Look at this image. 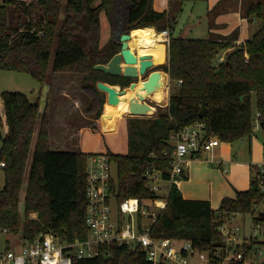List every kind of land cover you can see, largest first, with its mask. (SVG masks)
Instances as JSON below:
<instances>
[{
    "label": "trees",
    "instance_id": "1",
    "mask_svg": "<svg viewBox=\"0 0 264 264\" xmlns=\"http://www.w3.org/2000/svg\"><path fill=\"white\" fill-rule=\"evenodd\" d=\"M174 1L178 4L175 12H157L154 0H4L0 5V71L29 74L42 86L50 83L51 75L78 74L83 77L81 93L89 103L87 114L99 120L106 97L97 83L125 88L132 81L94 70V66L108 64L121 51L124 34L149 27L157 33L168 31L169 61L156 70L167 72L176 89L165 114L129 119L126 155L106 153L117 166L112 191L119 204L139 199L141 206L149 202L158 208L167 201L152 227V237L188 241L196 250L206 251L221 246L217 211L209 201L186 200L176 184L167 196L153 194L146 169L154 163L169 179L171 137L196 122L205 123L210 134L227 143L253 136L256 113L261 114L264 130V1H243L244 18L261 20L263 26L239 46L223 38L174 37L175 15L190 0ZM102 15L111 37L101 47ZM1 99L7 134L0 150V162L5 163L0 230L19 236L23 244L43 233H53L67 243L86 240L87 168L89 158L96 154L51 149L49 102L41 111L39 98L32 102L24 94L5 92ZM263 201L252 176L250 189L237 192L234 199H223L218 211L249 214ZM138 219L144 221L141 214ZM99 250V256L75 259L73 264H151L141 248L111 244Z\"/></svg>",
    "mask_w": 264,
    "mask_h": 264
},
{
    "label": "built area",
    "instance_id": "2",
    "mask_svg": "<svg viewBox=\"0 0 264 264\" xmlns=\"http://www.w3.org/2000/svg\"><path fill=\"white\" fill-rule=\"evenodd\" d=\"M163 35L167 42L169 32L165 31ZM166 89H170L169 81ZM260 117L261 114L256 113L253 132L262 129ZM171 145L169 179L154 163L146 169L147 186L155 195L167 196L171 186L188 168L190 160L212 151L220 145V139L210 134L205 123L196 122L172 135ZM112 164L107 154H96L88 160L85 223L89 232L86 240L67 243L53 233H43L33 241L22 244L18 250L1 253L0 264H73L75 259L99 256L100 247L111 244L130 249L141 248L151 264H190V258L194 257L206 264H264V210L253 218L249 235L240 233L241 227L235 218H244L245 214L228 215L217 211L222 241L221 246L210 250L198 251L188 241L170 238L157 240L152 237V227L167 206V201L158 208L150 204L156 208L152 212L147 211L146 203L141 206L139 199H128L119 204L112 191L111 184L116 181L111 174ZM4 168L5 163L0 162V169ZM253 181L258 192L264 196V154L263 160L255 165ZM113 205H116L115 214ZM259 207H264V201L255 205L252 213ZM139 214L144 218L142 223H139Z\"/></svg>",
    "mask_w": 264,
    "mask_h": 264
},
{
    "label": "rangeland",
    "instance_id": "3",
    "mask_svg": "<svg viewBox=\"0 0 264 264\" xmlns=\"http://www.w3.org/2000/svg\"><path fill=\"white\" fill-rule=\"evenodd\" d=\"M30 2L31 0H23ZM67 0H64L66 3ZM251 4L263 2L264 0H250ZM4 0H0V5L3 4ZM99 2L96 3V5ZM208 5L207 0H197V1H186L182 4L181 11L176 13V23L174 25V37L176 38H191V39H203L208 36V26L204 22L200 25L199 16H204L206 8ZM63 11L61 12V16ZM257 20V19H256ZM101 22L103 25L102 31V44L101 47L106 44L110 39V30L108 28V22L104 15L101 16ZM263 26V21L257 20L253 25L250 26L251 34L257 33L260 28ZM191 32L189 33V31ZM170 38V35L168 39ZM164 42V41H163ZM163 44V43H162ZM168 45V44H167ZM222 57L221 55L215 61L216 64L218 60ZM169 58H165L163 64L167 65ZM156 67H153L148 70H154ZM152 72V71H151ZM165 72V71H164ZM52 76V77H51ZM49 76L50 83L48 85L42 86L38 81H36L31 75L26 73L19 72H10V71H0V125L2 127L4 137L7 134V125L5 121V116L3 113V103L1 95L5 92H18L26 95L32 102L35 101L34 98L41 95L44 97L43 100L47 97V89H52L57 87V85L66 86L70 90L68 99L74 101L70 106L69 102H64L61 99L59 103V109H63L64 113H71L74 115L73 122L77 125V131L81 129V126H90L96 127V129H87L79 133L78 138L75 137L74 140L78 141L79 150L81 153H106L112 152L114 154L126 155L128 152V138L127 130L121 126V131L118 134H114V131H108L107 134H101L103 131L102 124H97V119L92 115L87 114L88 106L84 105L83 108L80 107V103L75 101L73 98L79 97L85 99L81 93V87L83 83V77L78 74H59L58 76L51 75ZM55 76V77H54ZM54 77V78H53ZM53 78V80H52ZM155 78V86L150 92L152 95H160L159 104H164L167 101L166 94V81L167 76L165 73L158 72ZM46 86V87H45ZM113 86V85H112ZM121 88L122 86L119 85ZM57 88L52 90L51 96L49 98V103L54 100V97L57 96L59 90ZM176 89V84L171 82L168 97L171 95L172 91ZM149 102V101H147ZM156 111L157 116L165 114V108L162 106L151 104ZM105 108V106H104ZM45 109V108H44ZM253 110L256 111V99L253 96ZM128 116H120V118L132 117L129 113ZM87 119H85V117ZM153 116V115H151ZM139 118V117H133ZM150 118V117H149ZM69 139V137H67ZM35 143V142H34ZM75 143V142H72ZM2 147V141L0 140V150ZM219 147V148H218ZM34 149V144H33ZM222 150V155L218 157L214 156L215 160L212 159L213 152L216 150ZM33 152V150H32ZM31 152V156H32ZM264 154V131L257 130L254 131V134L251 138H245L240 141L233 143H227L220 141V146H217L212 151L204 152L202 155V161L195 163L192 166V169L195 173L196 178H192V181L186 185V196H194L196 198L205 197L211 200L213 210H218L223 199L230 198L234 196L236 191H247L250 189V178L253 176V170L250 172L249 164L259 163L263 160ZM214 163H210L212 161ZM31 161V159H30ZM217 162L222 163L221 166L217 165ZM218 163V164H219ZM227 171V174H223V171ZM111 174L114 179H117V166L112 164ZM5 185V173L3 169H0V190ZM185 192V191H183ZM211 192V193H210ZM185 194V193H184ZM24 193L21 196V207L23 208ZM148 212L156 211V208L151 206L150 203L145 204ZM264 207H259L255 210L254 213L245 214L243 216H236V223L241 227L240 233L248 234L250 233V227L252 224L253 218L256 217L258 212H262ZM113 213H116V205H113ZM243 218V219H242ZM261 239V238H260ZM22 245V240L19 236H14L13 234L5 233L0 230V254L5 252L8 248L11 250H18ZM190 264H206L201 262L197 257L190 258Z\"/></svg>",
    "mask_w": 264,
    "mask_h": 264
},
{
    "label": "crops",
    "instance_id": "4",
    "mask_svg": "<svg viewBox=\"0 0 264 264\" xmlns=\"http://www.w3.org/2000/svg\"><path fill=\"white\" fill-rule=\"evenodd\" d=\"M193 1H197V0H193ZM243 1H245V0H226V1L225 0H207L208 5L206 8H204L206 13L204 14V16L198 17V19H199L198 21H199L200 25L204 22L208 26L207 27L208 28L207 38H211V37L215 38V39L223 38L226 40L233 41V44L235 46H239L241 44H244L246 41L250 40L256 34V33L251 34L250 26L253 25L255 22H257V20L256 19L248 20V19L244 18V16L242 15ZM221 2H222V4H221ZM153 6L157 12H165V11L175 12L178 4L174 0H154ZM106 21H107V19H106ZM108 28H109V24H108ZM109 30H110V28H109ZM102 31H103V25H102ZM190 32H191V30L189 31V33ZM110 35H111V32H110ZM203 39H205V38H203ZM163 41L164 42H161V43L165 44V46H166V58H169L170 38L167 42L163 38ZM101 42H102V38H101ZM231 51H232V49L223 52L221 54L222 57H220V59H224L226 57V55H228V53H230ZM135 53L138 54L137 51H135ZM161 65H163V64H161ZM158 66H160V65H156L155 67L157 68ZM156 68L154 70H151V71H159L160 73L161 72L165 73V76H167L166 85H167L168 81L171 84L172 81L170 79L169 74L167 72H164L161 70H156ZM54 75L58 76L59 74H54ZM53 78H52V80H53ZM116 86L118 88H121L119 85H116ZM55 88H57L56 89L57 91L59 90V93H57V96L54 97V100L51 101V103H49L50 104V115H51V119H50L51 149L57 150V151L59 150V151L80 152L79 144L77 141L79 133L83 132L87 129L91 130L92 128L90 126L84 125V126H81V129L79 130V132L77 131V125L74 124V122H73L74 115L71 113H64L63 109H59V103H61L59 101H61V99H63L64 102H66V103L69 102L68 104L70 106L74 102V101H72V99H68L70 96V94L68 92L70 90L66 86L62 87V85H57V87H55ZM55 88L53 87V82H52V89L49 88V86H48L47 97L44 100H43L44 97H41V95L34 98L35 100L37 98H39L41 111H43L44 108H46L47 103L49 102V98L51 96L52 90ZM136 93H140V94L144 95L145 97H147L148 101H150L151 104H154L156 106L158 105V107L162 106L165 108V111L167 110V107H168L169 101H170V96L168 97L169 91H167V89H166V94H165V96L167 97L166 98L167 101L164 104H159L160 95L157 94L156 96H154L150 92L148 93L147 87L145 86V81L139 82V84L136 86L135 90L132 93L128 94L127 97H136ZM73 98L75 99V101L80 103V107L83 108L84 105H87L89 107V103L86 99H81L79 97L75 98V96ZM105 106H106V104H105ZM122 115L128 116V115L122 113L121 115L111 117V116L107 115L105 108H104V113H103L102 117L97 121V124L101 123L102 127H103V131L101 132V134L104 135V134H107L106 132L113 131L116 129L114 131V134L116 135V134H118V132L120 133L121 126H123V128H125L127 130V138H128V121H129V119H132L133 117H129V119L124 118V117L120 118V116H122ZM155 116L158 117L159 115L157 116V114H156ZM139 118H141V117H139ZM145 118H147V117H145ZM85 119H87V117H85ZM67 137H69V139ZM75 137H77L76 140H74ZM72 142H75V143H72ZM83 153L88 154V155H94V153H91V152H89V153L83 152ZM106 153L104 152L101 154H106ZM97 154H100V153H97ZM220 154L222 155V150H219V149L217 151L215 150L213 152V155H211L212 159L215 160L214 156L216 157V155H217L219 157ZM201 159L202 158L191 159L189 162L188 168L185 170L184 174L181 176V178L175 184L177 185L178 189L181 191L183 197L186 200H204V201H209L211 203V200L208 198H205V197L196 198L194 196H191V197L186 196V195H188L186 192V185L192 181V178H196L195 173L192 169V166L195 163L201 162L202 161ZM209 162L211 164L214 163L213 160L209 161ZM218 163L219 162H217V165L221 166L222 163H219V164ZM256 164L251 163L248 165L250 168V172L252 170H254ZM226 172L227 171L224 170L223 174L228 173V172L227 173ZM251 179H252V176L250 178V184H251ZM250 187H251V185H250ZM183 191H185V192H183ZM237 192H244V191H236V193L234 194V196L231 197V199H234L236 197ZM211 206H212V204H211ZM218 210H215V211H218ZM31 218L36 219L37 214H31ZM22 244H23V242H22Z\"/></svg>",
    "mask_w": 264,
    "mask_h": 264
},
{
    "label": "water",
    "instance_id": "5",
    "mask_svg": "<svg viewBox=\"0 0 264 264\" xmlns=\"http://www.w3.org/2000/svg\"><path fill=\"white\" fill-rule=\"evenodd\" d=\"M131 35L124 34L120 37L121 51L116 54L108 64H99L94 66V70L102 71L103 73L115 77H124L127 79L136 80L148 73V70L155 67L151 56H138L129 47ZM159 71L152 72L145 81L148 93L151 92L155 86V78ZM138 84L133 82L129 87L118 88L107 83H97L99 91L103 92L106 97V105L117 107L121 101L120 97L126 95L128 92L135 90ZM141 101V102H140ZM130 115L132 117H154L157 113L156 109L147 102V97L137 94L136 97H131L129 100ZM152 110V111H151ZM151 111V112H150ZM150 112V114H149ZM153 115V116H151ZM0 140H4L2 127L0 125ZM146 179V177H145Z\"/></svg>",
    "mask_w": 264,
    "mask_h": 264
},
{
    "label": "bare ground",
    "instance_id": "6",
    "mask_svg": "<svg viewBox=\"0 0 264 264\" xmlns=\"http://www.w3.org/2000/svg\"><path fill=\"white\" fill-rule=\"evenodd\" d=\"M130 35L131 38L129 41V47L132 51H137L139 54H137L138 56H151L155 64L164 63L166 58V46L165 44L161 43L163 42V33H157L153 27H149L133 30ZM132 92H128L126 95L121 96V101L117 107H113L107 104L105 106L107 115L114 117L121 115L122 113H130L129 100L131 97L127 96ZM137 94L138 93H136V96Z\"/></svg>",
    "mask_w": 264,
    "mask_h": 264
},
{
    "label": "flooded vegetation",
    "instance_id": "7",
    "mask_svg": "<svg viewBox=\"0 0 264 264\" xmlns=\"http://www.w3.org/2000/svg\"><path fill=\"white\" fill-rule=\"evenodd\" d=\"M152 72H154V71H152ZM152 72H151V71L148 72L145 76H143V77H141V78H139V79H136V80H132V79H131V81H132L131 83L136 82L137 84H139V82L148 79L147 77H148ZM131 83H130V84H131ZM130 84H129V86H130ZM129 86H128V87H129ZM147 101H148V98H147ZM148 103L151 105L150 101H149Z\"/></svg>",
    "mask_w": 264,
    "mask_h": 264
}]
</instances>
